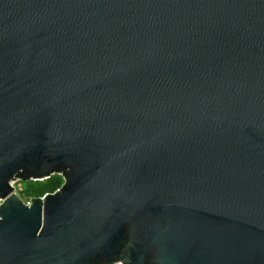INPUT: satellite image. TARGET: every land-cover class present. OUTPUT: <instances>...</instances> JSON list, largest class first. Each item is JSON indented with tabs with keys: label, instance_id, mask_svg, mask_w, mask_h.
I'll return each mask as SVG.
<instances>
[{
	"label": "water",
	"instance_id": "95a60500",
	"mask_svg": "<svg viewBox=\"0 0 264 264\" xmlns=\"http://www.w3.org/2000/svg\"><path fill=\"white\" fill-rule=\"evenodd\" d=\"M0 264H264V0H0Z\"/></svg>",
	"mask_w": 264,
	"mask_h": 264
},
{
	"label": "trees",
	"instance_id": "16d2710c",
	"mask_svg": "<svg viewBox=\"0 0 264 264\" xmlns=\"http://www.w3.org/2000/svg\"><path fill=\"white\" fill-rule=\"evenodd\" d=\"M64 183V178L60 174L51 176L45 180L22 181V189L19 196L24 200L44 197L48 193L56 192Z\"/></svg>",
	"mask_w": 264,
	"mask_h": 264
},
{
	"label": "rangeland",
	"instance_id": "374dc122",
	"mask_svg": "<svg viewBox=\"0 0 264 264\" xmlns=\"http://www.w3.org/2000/svg\"><path fill=\"white\" fill-rule=\"evenodd\" d=\"M13 186L15 187V192L17 194H19L20 190L22 189L23 185H22V181L21 180H16L14 182H12ZM25 200V199H24Z\"/></svg>",
	"mask_w": 264,
	"mask_h": 264
},
{
	"label": "built area",
	"instance_id": "2783aa9c",
	"mask_svg": "<svg viewBox=\"0 0 264 264\" xmlns=\"http://www.w3.org/2000/svg\"><path fill=\"white\" fill-rule=\"evenodd\" d=\"M26 204L30 205L31 204V200H24Z\"/></svg>",
	"mask_w": 264,
	"mask_h": 264
}]
</instances>
